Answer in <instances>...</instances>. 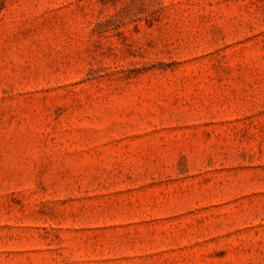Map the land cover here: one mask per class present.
Wrapping results in <instances>:
<instances>
[{
  "label": "rangeland",
  "instance_id": "obj_1",
  "mask_svg": "<svg viewBox=\"0 0 264 264\" xmlns=\"http://www.w3.org/2000/svg\"><path fill=\"white\" fill-rule=\"evenodd\" d=\"M0 264H264V0H0Z\"/></svg>",
  "mask_w": 264,
  "mask_h": 264
}]
</instances>
